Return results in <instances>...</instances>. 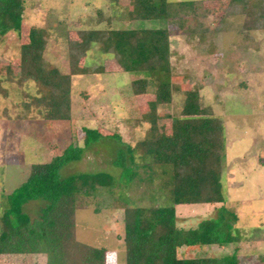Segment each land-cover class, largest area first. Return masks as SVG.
Masks as SVG:
<instances>
[{"label": "rangeland", "instance_id": "374dc122", "mask_svg": "<svg viewBox=\"0 0 264 264\" xmlns=\"http://www.w3.org/2000/svg\"><path fill=\"white\" fill-rule=\"evenodd\" d=\"M110 1L25 0L22 28L0 38L1 85L8 92V96L0 94V217L6 195L28 178L31 164L51 162L72 144L85 147L84 128L99 129L105 137L85 149L82 159L66 164L62 177L104 171L119 178L118 150L145 134L146 126L138 120L144 122L149 116L158 81L149 72L121 71L115 57L102 52L97 44L78 62L95 73L72 77L71 119L47 124L41 119L44 116L19 118L24 112L21 103L29 100L26 93H37L33 81L23 86L18 83L21 48L30 42L31 28L40 27L48 39L47 60L69 73V42L80 41L78 30L89 26L101 12L112 18L116 29L169 28L173 82L178 90L171 103L158 105L156 119L163 133L171 135L172 116L181 112L187 92L196 84L200 85L201 106L226 125L223 184L226 202L235 207L238 216L233 233L239 238L225 246H184L179 249L180 257H220L238 248L241 264H264V165L259 161L264 159V28L251 30L247 38L242 33L245 16L227 13L230 0H167L166 20L135 21L125 17L134 0H115V5ZM108 26L103 19L94 27ZM141 78L147 80L145 88H141ZM134 80H140L136 88ZM6 109L14 119L7 117ZM117 133L119 140L112 137ZM136 160L143 162L139 155ZM139 172L146 175L143 169ZM145 189L136 182L128 186L120 181L113 195L106 191L98 198L88 197L77 213V239L106 247L108 264H125L124 209L113 207L114 198L147 203L150 198ZM222 205L178 204L180 226L191 227L217 217ZM44 206L41 200L30 201L25 212L35 219ZM0 264H47V256L0 254Z\"/></svg>", "mask_w": 264, "mask_h": 264}, {"label": "trees", "instance_id": "16d2710c", "mask_svg": "<svg viewBox=\"0 0 264 264\" xmlns=\"http://www.w3.org/2000/svg\"><path fill=\"white\" fill-rule=\"evenodd\" d=\"M116 4L115 0L110 1ZM167 0H134L125 17L130 20H166ZM25 0H0V38L18 31L25 21ZM227 13L244 15L247 38L251 30L264 28V0H230ZM99 18L78 30L80 41L69 42L70 71L65 73L46 58L48 39L42 29L33 26L30 42L21 48V75L18 83L33 81L37 93H26L21 103L20 119H44L47 124L72 118V77L95 73L78 62L94 44L105 54H112L121 71L149 72L158 81L156 100L151 103L145 134L135 144L118 150L115 164L122 168L120 177L109 172L79 173L62 177L61 169L82 159L85 149L105 135L99 129L84 128L85 147L70 145L51 162L33 163L28 178L6 195L7 204L0 217V254H41L47 264H108V249L86 244L77 239L78 210L88 197L115 193L120 181L136 182L146 187L149 201L114 198L113 207L124 209L125 264H241L238 248L224 256L180 257L179 249L187 246L218 245L235 241L233 229L238 219L235 207L226 202L223 175L225 172L226 126L220 116L210 114L200 102V85L187 92L183 108L172 116L173 130L166 135L158 127L160 104H169L178 85L173 82L172 51L168 27L116 29L112 18ZM105 19L108 28L94 26ZM90 27V28H89ZM140 81V80H139ZM134 80V88L139 83ZM141 88L147 84L141 78ZM0 94L8 96L1 85ZM9 119L11 113L5 110ZM45 112V113H44ZM9 113V114H8ZM115 139H121L119 133ZM139 155L142 163H138ZM264 165V159L261 158ZM140 169L146 175L140 174ZM41 200L45 206L33 219L25 205ZM222 203L217 217L183 227L177 216L178 204ZM99 212L100 208H96Z\"/></svg>", "mask_w": 264, "mask_h": 264}, {"label": "crops", "instance_id": "0c3cea01", "mask_svg": "<svg viewBox=\"0 0 264 264\" xmlns=\"http://www.w3.org/2000/svg\"><path fill=\"white\" fill-rule=\"evenodd\" d=\"M226 126V125H225ZM233 147V146H232ZM226 148H227V141H226ZM259 161H261V158L259 159ZM224 178V177H223ZM28 204V203H27ZM177 216H178V214H177ZM178 218H179V216H178ZM209 218V217H208ZM180 219V218H179ZM183 221H185L186 222V219H184ZM188 221V220H187ZM199 222H197L196 223V225L198 224ZM179 225H180V221H179ZM182 226V225H181ZM193 226H195V225H193ZM9 255H13V254H9ZM14 255H16V254H14ZM17 255H19V254H17ZM30 255V254H29Z\"/></svg>", "mask_w": 264, "mask_h": 264}]
</instances>
